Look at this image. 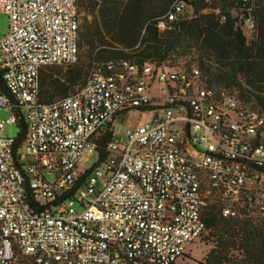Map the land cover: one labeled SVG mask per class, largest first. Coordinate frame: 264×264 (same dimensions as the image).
Listing matches in <instances>:
<instances>
[{"label":"built area","instance_id":"obj_1","mask_svg":"<svg viewBox=\"0 0 264 264\" xmlns=\"http://www.w3.org/2000/svg\"><path fill=\"white\" fill-rule=\"evenodd\" d=\"M220 1L203 11L220 23L257 2L223 11ZM184 9L172 2L157 30ZM0 14V109L10 112L0 120V264H178L212 200L224 219L264 220L263 113L205 85L196 67L125 58L93 62L75 93L42 104L41 70L77 62V0H0ZM243 28L254 29L251 17ZM17 109L27 136L14 153L6 132ZM134 112L154 115L115 132Z\"/></svg>","mask_w":264,"mask_h":264},{"label":"trees","instance_id":"obj_2","mask_svg":"<svg viewBox=\"0 0 264 264\" xmlns=\"http://www.w3.org/2000/svg\"><path fill=\"white\" fill-rule=\"evenodd\" d=\"M175 0H77L78 12L92 16L85 28L78 29V57L87 47L90 61L70 66H51L41 70L39 76V102L51 104L75 93L83 84L93 62L120 58L142 65L155 63L173 68L174 63L190 57L183 67H196L208 87L229 90L237 100L264 114V0H257L245 12L227 14L224 23L210 13L204 0H179L185 9L168 28L160 32L157 22ZM235 0H221L222 10L235 6ZM237 10V9H236ZM251 17L254 29L243 28L244 20ZM195 64H190V63ZM63 67V68H62ZM56 72L57 75L53 76ZM0 89L5 91L0 79ZM14 138V153L26 141V124L20 110ZM110 133L100 138L103 146ZM102 158V149L98 150ZM88 171L83 173V177ZM210 203L202 215L205 231L214 238V247L208 252L204 264H264V220L224 219L217 200ZM237 249L239 257L230 256Z\"/></svg>","mask_w":264,"mask_h":264},{"label":"rangeland","instance_id":"obj_3","mask_svg":"<svg viewBox=\"0 0 264 264\" xmlns=\"http://www.w3.org/2000/svg\"><path fill=\"white\" fill-rule=\"evenodd\" d=\"M92 20V16L90 14H87L84 11H79V25L80 28H85L87 23H89ZM8 30V17L4 14H0V38L5 36ZM90 51L87 49V47H83L80 50L79 53V59L82 62H89L90 61ZM190 57L184 58L183 60L176 61L174 63L167 62L166 64H169L171 66H182L185 62H190ZM195 64V63H190ZM50 67H45L43 70H49ZM63 68V67H62ZM53 73V76H56V72H49ZM160 86L156 83H153L152 87L149 89L150 94L154 92L155 89L159 88ZM153 95V94H152ZM10 112L7 109H0V120L5 121L9 118ZM154 112H134L130 113L124 118H121L120 116L114 123L115 132L122 131L126 127H133L135 125H144L146 123L151 122L153 118ZM18 133V126L16 123L11 124L7 128L6 135L13 139L16 137ZM96 162V156H90L87 158V161L82 164V169H89L94 163ZM45 178L48 181L52 180L51 175H45ZM215 201L212 200V203ZM214 238L211 236V233L209 230H206L202 237L195 242L194 245H192L189 250V256H187L186 259L183 261L178 262V264H204L205 258L208 254V252L214 247ZM239 251L237 249H233L230 251V256L234 258L239 257Z\"/></svg>","mask_w":264,"mask_h":264}]
</instances>
